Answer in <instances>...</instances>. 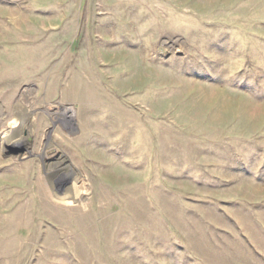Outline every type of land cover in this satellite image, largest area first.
Listing matches in <instances>:
<instances>
[{
    "label": "rangeland",
    "instance_id": "obj_1",
    "mask_svg": "<svg viewBox=\"0 0 264 264\" xmlns=\"http://www.w3.org/2000/svg\"><path fill=\"white\" fill-rule=\"evenodd\" d=\"M0 264H264V0H0Z\"/></svg>",
    "mask_w": 264,
    "mask_h": 264
},
{
    "label": "bare ground",
    "instance_id": "obj_2",
    "mask_svg": "<svg viewBox=\"0 0 264 264\" xmlns=\"http://www.w3.org/2000/svg\"><path fill=\"white\" fill-rule=\"evenodd\" d=\"M24 123V122H23ZM17 125V124H16ZM16 127V126H15ZM16 133H17V131H13V133H12V136H16L17 137V135H16ZM20 139H23L22 137H24L25 138V136L24 135H21L20 134Z\"/></svg>",
    "mask_w": 264,
    "mask_h": 264
}]
</instances>
